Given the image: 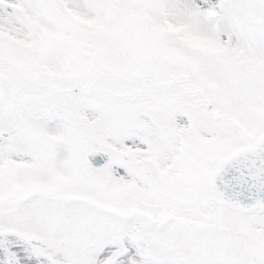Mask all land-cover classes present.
<instances>
[{"label": "snow or ice", "instance_id": "snow-or-ice-1", "mask_svg": "<svg viewBox=\"0 0 264 264\" xmlns=\"http://www.w3.org/2000/svg\"><path fill=\"white\" fill-rule=\"evenodd\" d=\"M0 264H264V0H0Z\"/></svg>", "mask_w": 264, "mask_h": 264}]
</instances>
